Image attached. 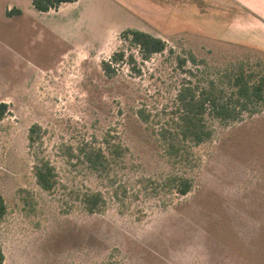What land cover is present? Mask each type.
Wrapping results in <instances>:
<instances>
[{
	"label": "rangeland",
	"instance_id": "374dc122",
	"mask_svg": "<svg viewBox=\"0 0 264 264\" xmlns=\"http://www.w3.org/2000/svg\"><path fill=\"white\" fill-rule=\"evenodd\" d=\"M239 11L248 16L234 0H78L48 12L0 0L4 264H264V102L236 121L208 117L213 135L189 167L154 135L182 83L240 69L264 76V51L238 28ZM128 28L161 36L166 50L143 59L121 38ZM121 48L140 71L121 63L107 76L102 61ZM106 136L124 153L95 171L79 151L106 146ZM42 160L55 167L52 190L37 183ZM180 166L193 178L186 195L167 183ZM89 190L106 198L96 213L80 202Z\"/></svg>",
	"mask_w": 264,
	"mask_h": 264
},
{
	"label": "trees",
	"instance_id": "16d2710c",
	"mask_svg": "<svg viewBox=\"0 0 264 264\" xmlns=\"http://www.w3.org/2000/svg\"><path fill=\"white\" fill-rule=\"evenodd\" d=\"M78 0H32L34 8L41 12L58 9L64 3ZM20 12V10H17ZM13 15V9L7 11ZM121 38L130 45L138 48L143 59L162 53L167 48V42L161 36L154 35L141 29H125ZM181 65L188 60L196 63L193 56L188 58L179 57ZM121 63L132 64L136 68L137 59L133 53L127 54L124 48L115 51L108 59L102 61V68L107 76L117 74ZM193 74L192 70H188ZM225 81V82H224ZM264 102V76L257 80L252 74H247L244 69L237 73L227 75L224 80L210 79L205 86L199 82L182 83L176 98L175 108L166 124L155 129L154 135L163 149L164 155L174 164L189 165L195 160L194 149L213 135V128L208 123V117L222 122H230L241 119L244 111H256L254 106ZM8 111V103H0V121ZM140 121L149 123L150 114L143 108L136 110ZM38 125L30 128V141L33 144L34 134ZM106 146L81 147L80 155L95 171L103 170L110 156L123 155L124 148L117 143L111 142L106 136ZM37 183L45 190H52L56 185L55 167L49 161H38L35 165ZM168 185L172 186L177 194L186 195L193 187V178L178 167L177 171L168 176ZM83 208L89 213H96L103 209L106 198L101 191H86L80 196ZM7 212L4 196L0 192V220ZM5 253L0 245V264H4Z\"/></svg>",
	"mask_w": 264,
	"mask_h": 264
},
{
	"label": "crops",
	"instance_id": "0c3cea01",
	"mask_svg": "<svg viewBox=\"0 0 264 264\" xmlns=\"http://www.w3.org/2000/svg\"><path fill=\"white\" fill-rule=\"evenodd\" d=\"M234 1L238 4V8H241V6H243L249 12L247 17H241V12L239 11L240 16L235 20L236 24L238 25V28H241V30L244 31L246 28L247 32H249L251 39V41H249L248 43L251 46H254L264 51V0ZM76 2L77 1L71 3H64L60 7L66 4H73Z\"/></svg>",
	"mask_w": 264,
	"mask_h": 264
}]
</instances>
